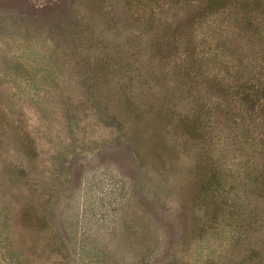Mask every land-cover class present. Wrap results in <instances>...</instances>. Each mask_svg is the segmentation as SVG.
Returning <instances> with one entry per match:
<instances>
[{"label": "rangeland", "instance_id": "1", "mask_svg": "<svg viewBox=\"0 0 264 264\" xmlns=\"http://www.w3.org/2000/svg\"><path fill=\"white\" fill-rule=\"evenodd\" d=\"M0 264H264V0H0Z\"/></svg>", "mask_w": 264, "mask_h": 264}]
</instances>
